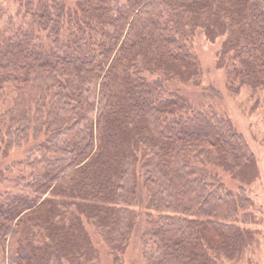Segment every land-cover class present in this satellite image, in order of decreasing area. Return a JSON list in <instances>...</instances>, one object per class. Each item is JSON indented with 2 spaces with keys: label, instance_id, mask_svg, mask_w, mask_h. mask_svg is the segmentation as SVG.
<instances>
[{
  "label": "trees",
  "instance_id": "16d2710c",
  "mask_svg": "<svg viewBox=\"0 0 264 264\" xmlns=\"http://www.w3.org/2000/svg\"><path fill=\"white\" fill-rule=\"evenodd\" d=\"M75 4L0 0V156L31 143L0 168V264H94L91 231L116 260L239 257L252 201L220 174L250 183L255 160L177 83L199 82L200 33L228 90L264 89V0Z\"/></svg>",
  "mask_w": 264,
  "mask_h": 264
},
{
  "label": "rangeland",
  "instance_id": "374dc122",
  "mask_svg": "<svg viewBox=\"0 0 264 264\" xmlns=\"http://www.w3.org/2000/svg\"><path fill=\"white\" fill-rule=\"evenodd\" d=\"M62 1L68 7L74 8L78 0ZM220 41L218 39L216 42H209L203 34L196 33L193 49L201 70L199 82L197 85L177 83V86L195 104L222 114L230 120L247 143L257 168V176L250 183L240 184L227 172L220 174L229 188L237 190L242 186L246 189L252 201L248 210L252 218L251 222L243 225L250 231V239L242 254L230 261L221 258L218 264H264V89L252 92L242 87L237 93L228 90L224 71L216 63ZM30 147L31 143H27L11 148L6 156H0V168L25 158ZM90 234L93 236L97 254L94 264H147L141 255L140 246L132 243L134 240L130 241L132 244L116 260L109 255L107 247L95 232L91 231Z\"/></svg>",
  "mask_w": 264,
  "mask_h": 264
}]
</instances>
